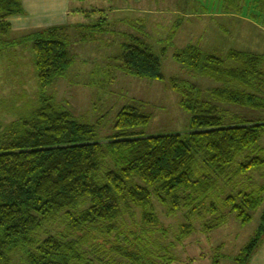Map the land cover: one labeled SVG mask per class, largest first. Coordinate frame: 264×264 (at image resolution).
I'll return each mask as SVG.
<instances>
[{"label":"trees","instance_id":"trees-1","mask_svg":"<svg viewBox=\"0 0 264 264\" xmlns=\"http://www.w3.org/2000/svg\"><path fill=\"white\" fill-rule=\"evenodd\" d=\"M221 1L228 10H242L243 0ZM23 15L21 0H0V53L9 46L3 42L12 29L9 19ZM99 28L104 27L79 33L49 27L22 39L32 44L40 106L0 134V264H11L15 252L24 264H157L155 201L170 215L183 213L179 242L195 232L197 221L205 233L223 227L227 210L248 225L263 204L264 187L228 192L242 176L264 168V122L241 118L224 106L264 110V55L231 50L223 60L187 46L174 60L217 84L206 91L190 81H170L191 115L188 130L145 136L141 130L152 117L143 112L146 104L133 102L117 113L112 134L100 141L103 119L83 124L46 96L74 63L73 37L88 40ZM138 30L145 39L122 45L118 67L137 78L165 80L161 55L166 50L157 54L144 27ZM59 220L63 231L47 228ZM263 240L264 210L233 264H251ZM223 258L216 255L213 264Z\"/></svg>","mask_w":264,"mask_h":264},{"label":"rangeland","instance_id":"rangeland-1","mask_svg":"<svg viewBox=\"0 0 264 264\" xmlns=\"http://www.w3.org/2000/svg\"><path fill=\"white\" fill-rule=\"evenodd\" d=\"M153 2L157 11L163 12L166 19H151L145 29L151 37L147 42L154 51L161 55V51L166 50L165 55H161L165 80L150 81L137 78L116 66L119 63L114 58L119 57L124 42L131 43L132 38L136 37L145 39L144 33L138 30L144 23V19H141V23L134 22L133 30L129 29L127 36L121 37L123 43L117 40L111 45L112 52L108 51L106 46L110 34L105 28H99V31H96L97 36H91L100 38L101 32H105L102 34V43L96 45L89 54L79 52L78 40L81 37H73L70 51L74 63L65 75L56 79L46 91V96L53 99L58 109L71 112L76 120L83 124L95 125L103 119L98 132L100 141L112 134L117 113L123 107L135 104L133 102L146 104L143 106V112L152 117L150 124L141 130L145 136L183 134L188 130L191 115L181 107V97L171 89L170 81H190L206 91L217 84L210 79L189 73V70L174 60V54L187 46H199L204 52L223 60L227 59L231 50L264 55V32H259L239 18L264 27V0H244L242 16L223 8L221 0ZM178 8L181 11L173 13V10ZM183 14H188L189 17L184 18ZM38 30L41 29L21 34L22 31L18 32L12 28L3 38V42L9 46L0 53V134L5 133L13 123L30 117L40 106V86L32 44L22 42V39ZM71 32L74 36L75 32ZM85 66L87 68H84ZM224 108L241 118L264 122V110L231 105ZM260 146L264 149V137ZM242 160L243 158H239L237 162ZM260 187H264V168L255 169L247 176H242L228 193L237 195L245 190L250 193ZM262 200L260 209L251 213L253 221L250 224L243 226L235 215L229 214L230 210H227L224 212L227 222L223 227L205 233L203 222L197 221L195 232L183 242L178 240L179 226L184 222L183 213L170 215L164 206L155 201L160 225L154 233V240L161 246V249L156 251L158 258L155 262L165 264L161 258L173 260L174 257L172 264H213L216 255H221L225 258L220 259L219 264H233L232 258L239 254L255 234L259 217L264 210V194ZM134 210L136 215L140 216V210ZM125 223H131V220L126 217ZM61 224L62 221L59 220L47 228L53 232L63 231ZM263 244L264 240L251 264H264ZM23 261L20 252L12 255L11 264H24Z\"/></svg>","mask_w":264,"mask_h":264},{"label":"crops","instance_id":"crops-1","mask_svg":"<svg viewBox=\"0 0 264 264\" xmlns=\"http://www.w3.org/2000/svg\"><path fill=\"white\" fill-rule=\"evenodd\" d=\"M21 2L25 15L9 19L13 30L17 29V31L23 32H20L21 34H28L37 29L66 26L71 29L78 28L79 33H87V28L100 24L105 30H109L110 35L106 46L111 52L113 51L110 50L111 45L117 40L123 43L121 37L127 36L129 29L133 30L134 22L140 21L139 23H141V19H144L142 26L150 39V34L145 29L148 27V22L151 19H159L160 21L166 19V16L162 14L163 12L157 11L153 0H21ZM223 8L225 7L223 6ZM242 10L236 13L242 16ZM179 11H181L179 8L174 9L173 13ZM188 17V14L184 15V18ZM239 18L258 29L259 32H264L263 26ZM153 27L155 28V26ZM94 36H97V33ZM94 36L88 40H79V52L89 54L96 45L102 43L104 39L101 40L102 34L100 38ZM97 58L99 59V57ZM116 66L118 65L116 64ZM104 67L108 68V66Z\"/></svg>","mask_w":264,"mask_h":264}]
</instances>
